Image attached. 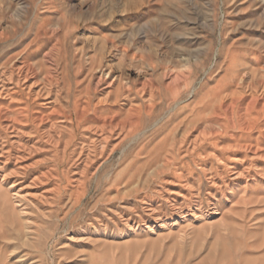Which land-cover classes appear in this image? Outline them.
<instances>
[{
    "label": "rangeland",
    "instance_id": "374dc122",
    "mask_svg": "<svg viewBox=\"0 0 264 264\" xmlns=\"http://www.w3.org/2000/svg\"><path fill=\"white\" fill-rule=\"evenodd\" d=\"M0 102V264H264V0H0Z\"/></svg>",
    "mask_w": 264,
    "mask_h": 264
},
{
    "label": "bare ground",
    "instance_id": "6f19581e",
    "mask_svg": "<svg viewBox=\"0 0 264 264\" xmlns=\"http://www.w3.org/2000/svg\"><path fill=\"white\" fill-rule=\"evenodd\" d=\"M9 71H10V70H9ZM22 75H23V74H22ZM26 76H27V75H26ZM26 76L24 77V79L27 78ZM27 83H28V82H27ZM241 86H242V85H241ZM244 86H245V85H244ZM239 88H240V87H239ZM51 93H52V92H51ZM24 96H25V95H24ZM256 97H257V96H256ZM52 98H53V96H52ZM0 103H1V102H0ZM247 108H248V107H247ZM244 124H245V123H244ZM61 126H62V125H61ZM243 126H244V125H243ZM43 127H44V126H43ZM25 130H26V129H25ZM229 137H230V136H229ZM119 138H120V137H119ZM21 143H22V142H21ZM26 143H27V142H26ZM57 148H58V147H57ZM246 149H247V148H246ZM101 151H102V150H101ZM21 154H22V153H21ZM200 155H201V154H200ZM255 155H257V154H255ZM11 156H12V155H11ZM24 157H25V156H24ZM83 158H84V157H83ZM258 158H260V159H264V155H259ZM14 159H15V158H14ZM15 160H16V159H15ZM13 161H14V160H13ZM16 162H17V160H16ZM27 162H28V161H27ZM220 163H221V162H220ZM1 166H2V165H1ZM16 167H17V166H16ZM229 167H231V166H229ZM232 167H233V166H232ZM261 167H262V166H261ZM176 169H177V168H176ZM14 170H15V169H14ZM234 170H235V168L232 169L233 172H234ZM253 170H254V169H253ZM253 170H252V171H253ZM255 170H256V169H255ZM2 172H3V171H2ZM177 172H178V171H177ZM177 172H176V173H177ZM253 172H254V171H253ZM218 174H219V173H218ZM232 174H235V173H232ZM245 175H246V174H245ZM258 176H259V175H258ZM207 177H208V176H207ZM207 177H206V178H207ZM232 177H233V176H232ZM236 177H237V178H238V177L241 178V177H242V174H237ZM236 177H235V178H236ZM220 178H221V177H220ZM242 178H243V177H242ZM253 178H254V177H253ZM261 178H262V177H261ZM229 179H230V178H229ZM244 179H245V178H244ZM32 180H33V179H32ZM210 180H211V179H210ZM205 181H206V180H205ZM207 181H209V180H207ZM215 181H216V180H215ZM225 181H226V180H225ZM209 182H210V181H209ZM257 182H258V181H257ZM223 183H224V182H223ZM183 184H184V183H183ZM11 185H12V184H11ZM211 185H212V187H213V186L217 187V185H216L213 181H211ZM10 187H11V186H10ZM177 188H178V187H177ZM185 190H186V189H185ZM225 191H226V190H225ZM17 192H18V191H17ZM170 192H171V191H170ZM175 192H176V191H175ZM213 192H214V191H213ZM14 193H15V192H14ZM170 194H173V195H175V196L181 197V196H180V193L178 194V193L171 192ZM222 194H223V193H222ZM166 195H167V193H166ZM230 195H231V194H230ZM15 196H18V195L16 194ZM23 196H24V195H23ZM168 196H170V195H168ZM223 196H224V195H223ZM11 197H12V196H11ZM219 197H220V196H219ZM146 198H147V197H146ZM167 198H168V197H167ZM207 198H208V197H207ZM163 199H164V198H163ZM225 199H226V198H225ZM148 200H149V199H148ZM178 200H179V198H178ZM227 201H228V200H227ZM17 205H18V204H17ZM172 205H173V204H172ZM174 205H175V204H174ZM174 205H173V206H174ZM148 206H149V205H148ZM154 206H155V205H154ZM175 207H176V206H175ZM179 208H180V207H179ZM209 208H211V207H209ZM150 209H151V208H150ZM188 209L191 211V208H190V207H188ZM192 209H193V208H192ZM199 209H200V208H199ZM179 210H180V209H179ZM195 210H196V209H195ZM201 210H202V209H201ZM212 210H213V209H212ZM151 211H152V210H151ZM154 211H155V210H154ZM175 211H176V210H175ZM152 212H153V211H152ZM193 212H194V211H193ZM193 212H192V213H193ZM198 212H199V210H198ZM214 212H215V211H214ZM194 213H195V212H194ZM158 214H159V213H158ZM176 214H177V213H176ZM185 214H186V213H185ZM190 214H191V213H190ZM156 215H157V214H156ZM189 216H190V215H189ZM192 216H193V215H192ZM192 216H191V217H192ZM194 216H195V215H194ZM155 217H156V216H155ZM196 217H197V216H196ZM162 218H163V217H162ZM157 219H158V217H157ZM201 219H202V218H201ZM179 220H180V219H179ZM199 220H200V219H199ZM159 221H160V220H159ZM184 221H185V220H184ZM162 228H163V227H162Z\"/></svg>",
    "mask_w": 264,
    "mask_h": 264
}]
</instances>
